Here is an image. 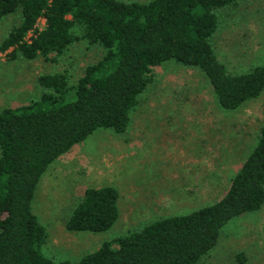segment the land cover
I'll return each mask as SVG.
<instances>
[{"label": "trees", "instance_id": "obj_1", "mask_svg": "<svg viewBox=\"0 0 264 264\" xmlns=\"http://www.w3.org/2000/svg\"><path fill=\"white\" fill-rule=\"evenodd\" d=\"M239 1L0 0V18L20 15L0 42L9 60L41 57L55 64L78 40L98 43L104 51L74 84L64 69L39 74L38 98L0 109V264H196L229 220L264 205L263 103L252 150L228 189L211 204L152 219L103 241L76 261L60 263L44 254L46 228L32 210L48 165L98 128L125 131L130 110L163 62L198 68L224 110H236L261 94L264 63L230 73L211 43L218 12ZM39 19L44 20L42 28H36ZM118 197L112 185L86 187L65 227L109 229L119 216ZM237 256L245 260L242 253Z\"/></svg>", "mask_w": 264, "mask_h": 264}, {"label": "rangeland", "instance_id": "obj_2", "mask_svg": "<svg viewBox=\"0 0 264 264\" xmlns=\"http://www.w3.org/2000/svg\"><path fill=\"white\" fill-rule=\"evenodd\" d=\"M218 13L211 43L227 71L240 73L264 63V0H240ZM19 17L13 13L0 18V42ZM43 25L39 19L36 28ZM103 53L98 43L87 40L71 43L55 64L41 57L9 60L0 51V109L38 98L39 74L64 69L74 84L84 67ZM153 72V82L129 112L125 131L94 130L41 175L32 210L46 228L43 252L54 261H76L103 241L152 219L215 202L252 150L264 90L236 110H224L198 68L169 60ZM102 185H112L119 192L115 223L101 232L68 230L65 220L84 189ZM238 253L245 257L243 262ZM196 264H264V205L229 220Z\"/></svg>", "mask_w": 264, "mask_h": 264}]
</instances>
